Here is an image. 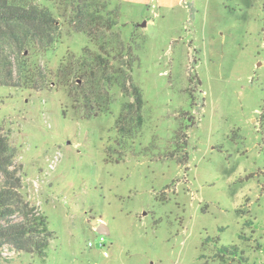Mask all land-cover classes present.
<instances>
[{
    "label": "rangeland",
    "instance_id": "rangeland-1",
    "mask_svg": "<svg viewBox=\"0 0 264 264\" xmlns=\"http://www.w3.org/2000/svg\"><path fill=\"white\" fill-rule=\"evenodd\" d=\"M35 1L62 40L31 60L56 78L66 56L97 47L59 0ZM109 2L132 48L142 129L131 139L117 124L132 79L88 119L82 82L0 86V131L55 235L45 259L3 247L0 264H264V0Z\"/></svg>",
    "mask_w": 264,
    "mask_h": 264
},
{
    "label": "trees",
    "instance_id": "trees-1",
    "mask_svg": "<svg viewBox=\"0 0 264 264\" xmlns=\"http://www.w3.org/2000/svg\"><path fill=\"white\" fill-rule=\"evenodd\" d=\"M56 4L68 14L69 26L85 34L96 51L86 46L80 58L66 56L56 78H47L41 65L31 59L61 43L59 19L51 8L35 0H0V86L41 91L82 82L76 92L89 109L86 119L96 116L91 113L94 104L102 113L110 112L109 93L114 87L126 91L133 70L131 46L113 32L119 25L116 11L110 10L109 0H59ZM131 82L135 101L124 106L117 124L119 132L126 134L122 137L132 139L144 123V102L141 90ZM17 155L0 131V249L9 247L15 253L45 259L55 235L48 217L24 192L21 169L15 165Z\"/></svg>",
    "mask_w": 264,
    "mask_h": 264
},
{
    "label": "water",
    "instance_id": "water-1",
    "mask_svg": "<svg viewBox=\"0 0 264 264\" xmlns=\"http://www.w3.org/2000/svg\"><path fill=\"white\" fill-rule=\"evenodd\" d=\"M146 25V23L144 24V25H142V26H145ZM95 224H97V222H94ZM103 227V224H100L99 226H98V230H101V228Z\"/></svg>",
    "mask_w": 264,
    "mask_h": 264
},
{
    "label": "crops",
    "instance_id": "crops-1",
    "mask_svg": "<svg viewBox=\"0 0 264 264\" xmlns=\"http://www.w3.org/2000/svg\"><path fill=\"white\" fill-rule=\"evenodd\" d=\"M105 227V229L107 230V225L103 223V227L101 228V230Z\"/></svg>",
    "mask_w": 264,
    "mask_h": 264
},
{
    "label": "built area",
    "instance_id": "built-area-1",
    "mask_svg": "<svg viewBox=\"0 0 264 264\" xmlns=\"http://www.w3.org/2000/svg\"><path fill=\"white\" fill-rule=\"evenodd\" d=\"M102 241H103V239H102ZM90 245H92V244H90Z\"/></svg>",
    "mask_w": 264,
    "mask_h": 264
}]
</instances>
